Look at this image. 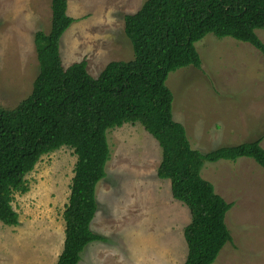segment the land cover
Returning <instances> with one entry per match:
<instances>
[{
    "label": "rangeland",
    "instance_id": "1",
    "mask_svg": "<svg viewBox=\"0 0 264 264\" xmlns=\"http://www.w3.org/2000/svg\"><path fill=\"white\" fill-rule=\"evenodd\" d=\"M145 0H67L74 21L59 41L63 66L86 60L96 77L110 61L133 58L124 15ZM50 0H0V107L26 98L38 74L34 36L48 33ZM264 42V30H256ZM201 65L170 72L172 117L192 148L208 153L261 138L264 148V58L251 44L208 33L195 42ZM110 157L96 185L91 229L105 241L88 244L79 264H183L188 208L173 199L168 179L156 174L161 149L139 124L106 132ZM76 156L63 146L43 155L13 194L18 225L0 221V264H56L64 240L62 213ZM201 177L231 208L227 242L211 264H264V168L253 159L205 162Z\"/></svg>",
    "mask_w": 264,
    "mask_h": 264
},
{
    "label": "trees",
    "instance_id": "2",
    "mask_svg": "<svg viewBox=\"0 0 264 264\" xmlns=\"http://www.w3.org/2000/svg\"><path fill=\"white\" fill-rule=\"evenodd\" d=\"M48 33L34 36L38 74L30 94L14 108L0 107V221L18 225L13 194L24 193L26 175L41 156L66 146L76 160L62 217L64 240L56 264H79L85 247L105 238L91 229L98 209L96 185L106 176L110 157L106 132L139 123L157 141L159 179H168L173 199L190 212L183 234L188 251L183 264H211L231 241L225 223L232 204L201 177L205 162L253 159L264 168L261 138L201 153L191 147L184 126L172 117L170 72L199 68L195 42L208 33L247 42L264 58V0H145L124 15V33L133 58L110 61L96 77L86 60L63 66L61 35L74 19L67 0H50Z\"/></svg>",
    "mask_w": 264,
    "mask_h": 264
}]
</instances>
